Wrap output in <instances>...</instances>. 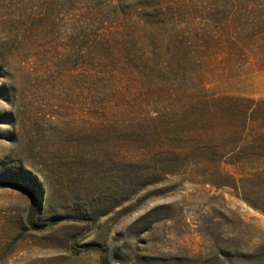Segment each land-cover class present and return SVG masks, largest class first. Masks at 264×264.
Wrapping results in <instances>:
<instances>
[{"label":"rangeland","instance_id":"obj_1","mask_svg":"<svg viewBox=\"0 0 264 264\" xmlns=\"http://www.w3.org/2000/svg\"><path fill=\"white\" fill-rule=\"evenodd\" d=\"M0 264H264V0H0Z\"/></svg>","mask_w":264,"mask_h":264},{"label":"trees","instance_id":"obj_2","mask_svg":"<svg viewBox=\"0 0 264 264\" xmlns=\"http://www.w3.org/2000/svg\"><path fill=\"white\" fill-rule=\"evenodd\" d=\"M133 28H134V26L133 27H131V26H127V27H125L124 28V33H128V34H132V32H133ZM133 35V34H132ZM112 41H113V43H112ZM118 43H121L123 46H125V45H127V43L125 42V41H122V40H117V38H114V40H109L108 42H107V46H113V44H118ZM106 51L107 52H105V57L104 58H109L110 56H112V54H111V51H112V49H106Z\"/></svg>","mask_w":264,"mask_h":264}]
</instances>
